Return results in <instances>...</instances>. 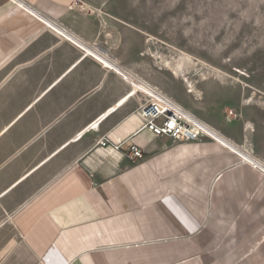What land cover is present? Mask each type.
<instances>
[{
	"label": "crops",
	"instance_id": "0c3cea01",
	"mask_svg": "<svg viewBox=\"0 0 264 264\" xmlns=\"http://www.w3.org/2000/svg\"><path fill=\"white\" fill-rule=\"evenodd\" d=\"M22 1L74 42L0 0V264H264L259 107L206 121L257 166L207 139L146 131L114 156L137 129L141 96L76 139L130 87L86 51L142 80L138 31L106 0ZM130 143L142 161L129 159Z\"/></svg>",
	"mask_w": 264,
	"mask_h": 264
},
{
	"label": "rangeland",
	"instance_id": "374dc122",
	"mask_svg": "<svg viewBox=\"0 0 264 264\" xmlns=\"http://www.w3.org/2000/svg\"><path fill=\"white\" fill-rule=\"evenodd\" d=\"M105 2L138 31V74L182 107L205 122L242 105L259 107L251 115L264 116V0ZM185 56L194 67L185 65L180 76L161 62Z\"/></svg>",
	"mask_w": 264,
	"mask_h": 264
},
{
	"label": "built area",
	"instance_id": "2783aa9c",
	"mask_svg": "<svg viewBox=\"0 0 264 264\" xmlns=\"http://www.w3.org/2000/svg\"><path fill=\"white\" fill-rule=\"evenodd\" d=\"M6 1L26 14L31 15L45 26H48L45 23L47 22L52 26L60 28L64 34H70L66 29L61 28L56 22L48 19L42 13L33 9L22 0ZM124 73H126L130 79L136 82L139 81L137 76L127 72ZM146 88V100L138 105L135 112L138 115L139 126L132 136L127 137L116 145L113 144L115 150L119 151L125 141L130 137H134L141 132L146 131L156 138H167L173 144H190L198 142L201 139H207L229 150L238 156L242 162L251 165L249 161H246L241 157V151H239L232 142L227 140L219 129L199 119L197 116L179 105L172 97H169L161 90H158V88L150 86H146ZM229 115L233 117L236 116V114L232 112H229ZM109 144V138H104L99 141V145L102 147ZM127 156L133 163L142 161V148L134 143H130L127 147ZM261 172L264 174V171Z\"/></svg>",
	"mask_w": 264,
	"mask_h": 264
},
{
	"label": "bare ground",
	"instance_id": "6f19581e",
	"mask_svg": "<svg viewBox=\"0 0 264 264\" xmlns=\"http://www.w3.org/2000/svg\"><path fill=\"white\" fill-rule=\"evenodd\" d=\"M48 25V28L53 31L55 34H57L58 36L62 37L63 39H66L69 43L70 42H74L72 36L70 34H64L63 31L58 28V27H55V26H52L48 23H46ZM77 43V42H76ZM78 44V43H77ZM76 44V45H77ZM82 47V46H81ZM97 53L95 52L92 53L90 51H86V55L88 57H91V58H94L95 60H97L98 62L102 63L105 67L111 69V70H115L117 73H119L124 80H126L128 82V84L130 85L129 87V90L126 94V96L122 97V99L117 103V105L113 106L107 113H105L104 115H102L97 122H94L93 124L89 125L86 129H84L77 137L76 139H80L82 138L84 135H87L88 132H90V130L94 131V130H98V127L99 125L109 116V114L111 112H113L116 108H120L122 107L126 102H129L128 100H130L131 98H135L136 96H138V94H140L141 96V104L143 103V101L146 100V93H147V88L146 86H150V87H153V88H157L155 86V84L151 83V81L145 79V78H142L139 79L137 78L139 81L136 82L132 79H130V77L128 78L126 76V74H124L122 71L118 70L116 67H114L112 65V63L110 64L109 62H107V60H103L101 59L98 55H96ZM103 57V56H102ZM109 61V60H108ZM161 62L163 63L164 67L168 70V71H171L175 76H180L181 73H183V67L185 65L189 66V67H194V62L191 58L185 56V57H181L178 61L172 63L170 61H167V60H161ZM116 66V65H115ZM196 69V68H195ZM70 72V71H69ZM162 81V80H161ZM160 83V82H158ZM163 83V82H162ZM161 83V84H162ZM160 88V87H158ZM191 90L188 91L189 94H192L194 93V89H192V86L190 85ZM159 90V89H158ZM163 92V91H162ZM179 104V103H178ZM180 105V104H179ZM125 106V105H124ZM117 110V109H116ZM187 110V109H186ZM189 111V110H188ZM190 112V111H189ZM112 114V113H111ZM193 114V113H192ZM131 122H132V126H133V129L134 128H137L139 126V119H138V115L135 113L132 115L131 117ZM132 129L128 130V132H131ZM135 131V129H134ZM120 143V142H119ZM118 144V143H117ZM110 145V144H109ZM116 145V144H114ZM113 149H110L112 150L113 152V155L114 156H118V152L117 150L115 151V148L114 146H112ZM99 151V150H98ZM101 152H102V149H101ZM103 154V153H102ZM106 155V153H105ZM112 155V156H113ZM242 155V154H241ZM109 157V155H107ZM111 156V155H110ZM111 156V157H112ZM242 158H244L246 161H249L251 163L252 166H257V165H254V162H251L250 160L251 159H248L246 156L242 155L241 156ZM98 159V158H97ZM99 160V159H98ZM105 160V159H104ZM110 160V159H109ZM99 166V165H98ZM259 168V167H258ZM261 171H264V169H260ZM23 179V178H22ZM14 186V185H13Z\"/></svg>",
	"mask_w": 264,
	"mask_h": 264
}]
</instances>
